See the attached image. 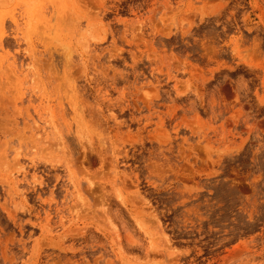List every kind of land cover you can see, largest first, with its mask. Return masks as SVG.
Returning <instances> with one entry per match:
<instances>
[{
  "label": "rangeland",
  "instance_id": "374dc122",
  "mask_svg": "<svg viewBox=\"0 0 264 264\" xmlns=\"http://www.w3.org/2000/svg\"><path fill=\"white\" fill-rule=\"evenodd\" d=\"M0 264H264V0H0Z\"/></svg>",
  "mask_w": 264,
  "mask_h": 264
},
{
  "label": "bare ground",
  "instance_id": "6f19581e",
  "mask_svg": "<svg viewBox=\"0 0 264 264\" xmlns=\"http://www.w3.org/2000/svg\"><path fill=\"white\" fill-rule=\"evenodd\" d=\"M80 126H81V125H79V127H80ZM84 127H85V126H84ZM81 129H82V128H81ZM58 131H59V129L57 130V132H58ZM59 132H60V131H59ZM59 132H58V133H59ZM58 133H57V134H58ZM60 134H61V133H60ZM60 134H59V135H60ZM81 134H82V133H81ZM82 135H83V134H82ZM59 137H61V135H60V136H58V138H59ZM61 139L63 140L64 138H63V137H61ZM59 140H60V139H59ZM90 140H91V139H90ZM41 154H42V153H41ZM41 154H40V155H41ZM38 156H39V155H38Z\"/></svg>",
  "mask_w": 264,
  "mask_h": 264
}]
</instances>
